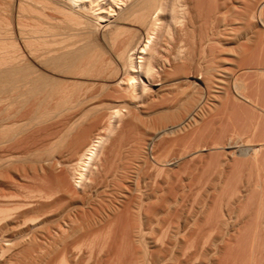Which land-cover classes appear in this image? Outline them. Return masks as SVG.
<instances>
[{
    "label": "bare ground",
    "instance_id": "obj_1",
    "mask_svg": "<svg viewBox=\"0 0 264 264\" xmlns=\"http://www.w3.org/2000/svg\"><path fill=\"white\" fill-rule=\"evenodd\" d=\"M0 264H264V0H0Z\"/></svg>",
    "mask_w": 264,
    "mask_h": 264
}]
</instances>
